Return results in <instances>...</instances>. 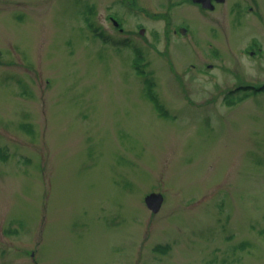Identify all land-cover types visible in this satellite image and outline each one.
<instances>
[{"label":"rangeland","instance_id":"obj_1","mask_svg":"<svg viewBox=\"0 0 264 264\" xmlns=\"http://www.w3.org/2000/svg\"><path fill=\"white\" fill-rule=\"evenodd\" d=\"M244 1L0 0V264H264Z\"/></svg>","mask_w":264,"mask_h":264},{"label":"flooded vegetation","instance_id":"obj_2","mask_svg":"<svg viewBox=\"0 0 264 264\" xmlns=\"http://www.w3.org/2000/svg\"><path fill=\"white\" fill-rule=\"evenodd\" d=\"M226 0H224V2L222 3H219L217 0H210V2L208 3L209 6H211L210 8H204L202 6V3L199 2V1H194V0H179V5H182L184 3H188V2H192L194 4V6H196L200 12H214L217 7L219 5H222L225 3ZM246 0L244 1V6H243V11L246 13V14H250L253 16V18H255L254 16H256L257 18H262V14L260 12L261 10V7L259 6L261 0H248L245 4ZM237 4V3H234V5ZM261 5L263 6V11H264V0H262L261 2ZM260 8V10H259ZM262 11V10H261ZM254 14V15H253ZM110 21L113 22V25L114 27L117 28V30L119 32H123L124 31V27L122 26V24H120L119 22H117L114 18H112L111 16H108L107 17ZM255 20H257L255 18ZM260 19H258L259 21ZM263 21V18L261 19ZM185 25H179L177 26L176 29H174V34L176 35L179 31L182 32L180 30V28H184ZM140 28H142V26H140ZM186 28V27H185ZM188 31H184L183 35H186ZM182 35V36H183ZM253 38V37H252ZM251 38V39H252ZM244 52L250 56V57H253V56H263V52H262V45L260 44L259 40L256 39V41H254V38L253 40L250 42L249 45H246L245 48H243ZM208 58L212 59V53L211 55L209 54Z\"/></svg>","mask_w":264,"mask_h":264},{"label":"water","instance_id":"obj_3","mask_svg":"<svg viewBox=\"0 0 264 264\" xmlns=\"http://www.w3.org/2000/svg\"><path fill=\"white\" fill-rule=\"evenodd\" d=\"M194 1H199L202 3V6L204 8H210L209 2L210 0H194ZM217 1H224V0H217ZM184 30H182L183 32ZM163 198L160 194H150L145 197V204L149 210H151L153 213H157L161 207Z\"/></svg>","mask_w":264,"mask_h":264},{"label":"trees","instance_id":"obj_4","mask_svg":"<svg viewBox=\"0 0 264 264\" xmlns=\"http://www.w3.org/2000/svg\"><path fill=\"white\" fill-rule=\"evenodd\" d=\"M140 59H141V57H140V54H139V52H138V54H137V56H136V58H135V60H134V62H133L134 65H138V64H140ZM142 74H144V73H142ZM143 76H144L145 79L148 78V76L145 75V74H144ZM147 82H148V80H147ZM240 90H242V89H239L238 91H240ZM143 91H144L145 93H147V95L150 97L151 101L154 102V104H156V100H155V98L153 97L154 95H153L152 87H150L148 83H147V85H145ZM241 96H242V95H241ZM156 108H157V109L160 108L159 105H157Z\"/></svg>","mask_w":264,"mask_h":264}]
</instances>
